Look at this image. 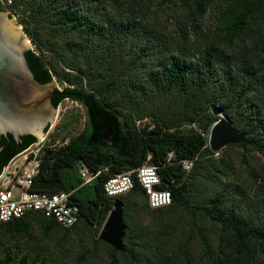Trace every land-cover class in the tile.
<instances>
[{
    "label": "trees",
    "instance_id": "16d2710c",
    "mask_svg": "<svg viewBox=\"0 0 264 264\" xmlns=\"http://www.w3.org/2000/svg\"><path fill=\"white\" fill-rule=\"evenodd\" d=\"M10 1L9 11L18 14L34 45L25 57L35 80L68 84L51 102L55 107L65 99L81 104L86 126L43 155L31 187L40 193L73 191L70 201L80 209L79 222L65 230L30 212L3 225L0 264L15 258L21 264H44L39 246L31 255L13 243L28 237L33 227L45 238L77 244L72 264H202L200 258L206 264H264V168L254 173L252 183L241 181L226 152L215 157L207 146L208 131L218 119L212 109L219 105L245 135L244 143L226 148L240 149L244 164L249 152L264 163V37L259 39L264 0H220L213 28L203 24L217 0H158L159 8L169 12L164 25L146 19L149 0L123 2L128 14L122 17L99 13L100 5L93 9L79 0ZM84 81L88 91L71 87ZM145 118L152 129L135 124ZM34 143L33 136L20 143L2 137L0 172ZM168 153L173 154L169 162ZM184 160L193 163L189 171L182 169ZM143 164L158 168V188L170 192L169 206L150 209L135 175L134 188L125 195L104 194L106 180ZM79 165L106 169L93 182L92 199L75 194L82 185L79 176L74 183L64 180L61 169ZM248 191L254 197L244 206ZM116 200L123 204L127 225L125 252L99 239ZM178 211L185 217L178 218ZM195 241L199 259L192 252ZM98 251L105 263L95 257Z\"/></svg>",
    "mask_w": 264,
    "mask_h": 264
},
{
    "label": "water",
    "instance_id": "95a60500",
    "mask_svg": "<svg viewBox=\"0 0 264 264\" xmlns=\"http://www.w3.org/2000/svg\"><path fill=\"white\" fill-rule=\"evenodd\" d=\"M30 50L15 20L0 9V139L10 135L16 143L24 136H33L36 142L46 137L57 117V107L51 100L63 95L56 89L54 79L44 84L35 80L25 57ZM212 115L218 118L208 135L207 146L212 153L244 143V133L233 127L223 108L214 107ZM126 231L123 204L116 200L99 239L114 250L125 252Z\"/></svg>",
    "mask_w": 264,
    "mask_h": 264
},
{
    "label": "built area",
    "instance_id": "2783aa9c",
    "mask_svg": "<svg viewBox=\"0 0 264 264\" xmlns=\"http://www.w3.org/2000/svg\"><path fill=\"white\" fill-rule=\"evenodd\" d=\"M10 4V0H0L4 11L10 12L8 9ZM54 150H56L55 143H51L45 137L19 153L1 170L0 227L21 219L30 212L41 213L45 218L54 220L60 228L65 230L71 229L79 222L80 209L70 201L73 191L40 193L31 190L35 178L41 171L42 155L47 151ZM172 158L173 154L168 153L167 162ZM192 165V161L181 162L184 171H189ZM105 170L90 171L84 165H79L78 175L82 185H90ZM132 175H135L136 181L144 191L150 209L163 208L171 204L170 192L158 188L161 184L158 168L148 164H143L136 170L115 175L106 180L103 185L104 194L109 198L116 199V197L131 191L135 185Z\"/></svg>",
    "mask_w": 264,
    "mask_h": 264
},
{
    "label": "rangeland",
    "instance_id": "374dc122",
    "mask_svg": "<svg viewBox=\"0 0 264 264\" xmlns=\"http://www.w3.org/2000/svg\"><path fill=\"white\" fill-rule=\"evenodd\" d=\"M130 1L131 0H79V2L83 5H87V4L91 5L93 9H95L96 5L97 6L100 5L99 7H101V9L98 11L99 13H101L103 10L104 13H108L111 16L114 15V17L126 16L128 12H127V4L125 3H128ZM220 2H221L220 0H217V2L214 3L213 6L210 7L208 15L206 16V19L203 24L204 27L213 28L215 26V19H216L215 16L217 15V9L219 7ZM143 11L147 13L146 16L148 17L146 19H149L151 17L150 22L155 20L160 25L162 24L164 25V21L167 17V14H169L168 11H165L159 8L158 0H149V2L146 3V6L144 7ZM4 12L9 14L11 19L15 20L16 25L19 27V31L25 36V40L28 42V45L31 48L34 47L33 42L25 34L23 27L19 24L18 14L12 15L11 12H8V11H4ZM99 16L100 15H98V17ZM168 27L171 30L172 25L169 24ZM42 32H44L45 35H47L46 29H43ZM263 37L264 35H260L259 39L260 38L262 39ZM246 41H248V39ZM34 50L36 53H38V50L36 48ZM68 60L72 61L71 59H68ZM261 60L264 63V53L261 54ZM54 81H55V87L57 90H62L65 86L68 85V84L59 83L55 79ZM71 87L82 89L83 91H88L85 81L82 83V86L73 85ZM159 106H156L154 109L156 111H159L160 109L162 110V107L159 108ZM180 107L181 105H177L176 107V110H178L176 111L177 114L180 111H182ZM217 107L223 108L222 106H219V105H217ZM150 121H151L150 118H147V119L145 118L141 122L137 121L135 124L140 129L144 127L146 124L150 125L149 129H152L154 125L150 124L149 123ZM85 126H86L85 108L78 102L65 99L57 106V117H56L55 123L52 124L48 128L46 137H47V140H50L51 143H55V147L56 149H58L60 146L64 145V143H67L69 140L79 135L83 131ZM192 127H195V126L192 125ZM209 131H208V135H209ZM224 151L229 156L230 162H232L233 164V169L235 173L239 176L241 181L249 182V183L251 181L252 183L254 180V176H253L254 173L264 168V163H263L262 158H260V156L252 152H249L248 154H246L247 164H244L241 159L242 151L238 148H232V150H230L229 148L225 147L218 153H215V157H217L218 155L220 156L222 152ZM61 172L65 176L64 180L67 184L74 183L78 179V176H79L78 167L62 168ZM67 175L69 177H67ZM75 194L77 195L78 198H81L83 200L94 198V183H91L90 185H81L79 187V190L76 191ZM253 195L254 194L252 192L248 191L247 195L246 196L244 195L242 197L241 203L244 206H246L252 201V197H254ZM177 217L184 218L185 215L182 213V211H178ZM90 233L92 234V232ZM13 241H12L13 243L15 242L20 243V245H18L19 249L22 251L25 249V251H27L29 254L32 253L33 248L35 246H39L42 249L43 253L45 254L46 259H45L44 264H59V263L60 264H72V262H74V259L76 258V251L78 248L77 244L71 245L69 243L63 242L58 236L55 238L54 237L45 238L42 236V234L36 227H33L31 229L30 235L28 237H25L22 240L13 239ZM7 245L11 246V242L8 241ZM200 250H201V247L199 243L195 241L192 245V252L194 253L195 258L197 259L201 257L200 256L201 254L198 252ZM13 251L15 252V249H13ZM45 252L51 255L52 257L51 258L47 257ZM0 256H2L1 253H0ZM95 257L99 259V261H101L102 263L106 262L104 261L105 256L102 251H98L97 256ZM15 259L16 260L13 263L11 262V264H21L17 260V258ZM200 259H201L202 264H206L207 259L205 258H200Z\"/></svg>",
    "mask_w": 264,
    "mask_h": 264
}]
</instances>
